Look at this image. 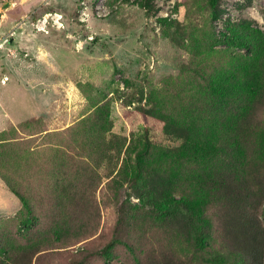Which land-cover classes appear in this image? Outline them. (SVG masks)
I'll return each instance as SVG.
<instances>
[{
  "label": "rangeland",
  "instance_id": "rangeland-1",
  "mask_svg": "<svg viewBox=\"0 0 264 264\" xmlns=\"http://www.w3.org/2000/svg\"><path fill=\"white\" fill-rule=\"evenodd\" d=\"M235 136L264 227V0H0V264H246Z\"/></svg>",
  "mask_w": 264,
  "mask_h": 264
},
{
  "label": "trees",
  "instance_id": "trees-1",
  "mask_svg": "<svg viewBox=\"0 0 264 264\" xmlns=\"http://www.w3.org/2000/svg\"><path fill=\"white\" fill-rule=\"evenodd\" d=\"M221 1L209 0V3L216 9ZM244 143L245 139L233 137L231 144L226 147L228 153L225 154L224 166L216 173L211 171L207 175L211 183L207 190L203 188L202 201L207 203L214 200L222 217L225 236L231 248L245 256L246 264H264V227L259 217V204H256L259 193L252 189L249 180L240 176L237 169L238 153L243 152ZM187 200L191 201L190 198ZM182 202L189 203L183 200L178 204Z\"/></svg>",
  "mask_w": 264,
  "mask_h": 264
}]
</instances>
